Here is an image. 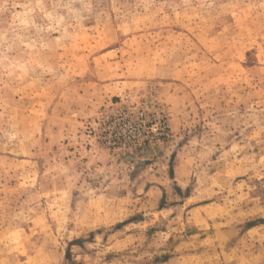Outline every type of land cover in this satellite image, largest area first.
<instances>
[{
    "label": "rangeland",
    "instance_id": "1",
    "mask_svg": "<svg viewBox=\"0 0 264 264\" xmlns=\"http://www.w3.org/2000/svg\"><path fill=\"white\" fill-rule=\"evenodd\" d=\"M0 264H264V0H0Z\"/></svg>",
    "mask_w": 264,
    "mask_h": 264
},
{
    "label": "built area",
    "instance_id": "2",
    "mask_svg": "<svg viewBox=\"0 0 264 264\" xmlns=\"http://www.w3.org/2000/svg\"><path fill=\"white\" fill-rule=\"evenodd\" d=\"M124 98L127 101L126 105H128L131 97L125 96ZM123 113L125 114L124 118H120L124 122V126L129 129V134L125 136L127 139L123 143L125 145L134 143L138 139L149 141L159 138L168 132L169 124L164 116L151 117L143 108H140L136 113V117L131 118L130 114L133 113L132 106L124 107Z\"/></svg>",
    "mask_w": 264,
    "mask_h": 264
}]
</instances>
